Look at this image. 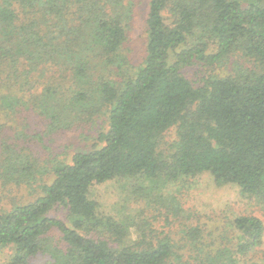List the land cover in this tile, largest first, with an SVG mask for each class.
<instances>
[{"label": "trees", "instance_id": "1", "mask_svg": "<svg viewBox=\"0 0 264 264\" xmlns=\"http://www.w3.org/2000/svg\"><path fill=\"white\" fill-rule=\"evenodd\" d=\"M138 2L0 0V197L38 190L1 207L9 264L38 254L45 264H264L249 258L264 241L257 216L188 225L180 241L193 263H182L172 239L140 229L129 240L134 221L92 197L115 180L175 185L206 173L264 204V0H147L134 55ZM97 122L88 150L38 163L37 140ZM59 208L68 223L50 217ZM56 231L65 248L47 238Z\"/></svg>", "mask_w": 264, "mask_h": 264}, {"label": "rangeland", "instance_id": "2", "mask_svg": "<svg viewBox=\"0 0 264 264\" xmlns=\"http://www.w3.org/2000/svg\"><path fill=\"white\" fill-rule=\"evenodd\" d=\"M146 5L147 0H139L134 10L129 34L134 55L143 45L141 37L144 32ZM188 75L191 76L192 71L188 72ZM98 126L97 122L86 127L83 132L78 129L55 133L46 137L43 144L37 140L32 148L38 163L40 160L41 165H46L50 169L58 162H67L73 152L88 150L98 136L100 129ZM29 145L31 144L29 143L28 147ZM12 189L14 194L10 192ZM26 190L25 186H23V192H18L16 188L2 190L4 196L0 197V210L1 207H10L11 200H17L12 195L23 198L21 200L26 202L33 200L38 193H36L38 191L36 186L28 189L29 196ZM92 197L100 202L104 213L118 218L124 217L123 219L129 222L134 221L129 240H135L141 234L140 229L152 236L159 238L166 236L172 239L171 243L175 246L173 251L176 255H180L182 263H193L192 259H189L191 253L187 242L180 241L182 231L188 225L202 223L207 229L213 230V227L219 226L223 221L232 220L238 215L257 216L264 224V204L258 205L254 200L241 196L234 186H216L211 176L206 173L180 180L175 185L149 184L137 179L115 180L95 187ZM172 205L175 207L179 205L181 210L178 216L171 215ZM50 217L68 223L67 213L62 208L52 211ZM47 238L53 245L65 248L60 242L57 231L47 234ZM203 243H210V241H203ZM12 254V247L0 248V264H9ZM48 258L38 254L29 264H45ZM249 258L250 261L264 263L262 262L264 261V241L255 253L249 255ZM173 264H178V261L174 259Z\"/></svg>", "mask_w": 264, "mask_h": 264}]
</instances>
